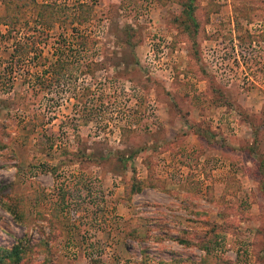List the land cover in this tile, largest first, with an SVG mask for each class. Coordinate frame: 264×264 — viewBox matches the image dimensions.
Listing matches in <instances>:
<instances>
[{
    "label": "rangeland",
    "instance_id": "374dc122",
    "mask_svg": "<svg viewBox=\"0 0 264 264\" xmlns=\"http://www.w3.org/2000/svg\"><path fill=\"white\" fill-rule=\"evenodd\" d=\"M77 1L0 0V250L264 264V0Z\"/></svg>",
    "mask_w": 264,
    "mask_h": 264
},
{
    "label": "trees",
    "instance_id": "16d2710c",
    "mask_svg": "<svg viewBox=\"0 0 264 264\" xmlns=\"http://www.w3.org/2000/svg\"><path fill=\"white\" fill-rule=\"evenodd\" d=\"M31 2L29 3V6L31 5H37L36 0H30ZM194 0H188L187 7V16L192 17L193 11H194V5H193ZM76 9L77 12L74 14L73 19L65 18L66 21L71 22H78V23H84L89 20L90 17V4L87 2V0H79L76 2ZM44 5V4H43ZM48 4H45L43 6L44 9L49 8ZM8 7V4H7ZM42 7V6H41ZM44 18H47L45 20H42ZM11 19V22H10ZM40 21L49 26L51 24V19L47 15V13H43L41 16ZM17 21L14 18V16L8 17L5 16V19H3V23H1L4 27L8 28V33H11L13 31V26L16 24ZM71 155V154H70ZM73 155V154H72ZM66 161V154L65 152L62 153L61 155V160L60 162ZM262 174V173H261ZM264 176V174H263ZM26 247L24 245H16L13 246L9 250H0V264H20L21 261L23 260V254L25 251Z\"/></svg>",
    "mask_w": 264,
    "mask_h": 264
}]
</instances>
